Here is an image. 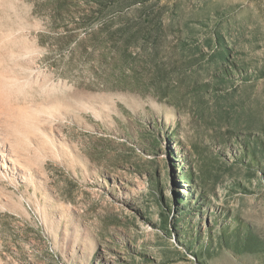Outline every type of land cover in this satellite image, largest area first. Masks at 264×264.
I'll return each mask as SVG.
<instances>
[{"label": "rangeland", "instance_id": "1", "mask_svg": "<svg viewBox=\"0 0 264 264\" xmlns=\"http://www.w3.org/2000/svg\"><path fill=\"white\" fill-rule=\"evenodd\" d=\"M6 51L0 264H264V0H0Z\"/></svg>", "mask_w": 264, "mask_h": 264}, {"label": "bare ground", "instance_id": "2", "mask_svg": "<svg viewBox=\"0 0 264 264\" xmlns=\"http://www.w3.org/2000/svg\"><path fill=\"white\" fill-rule=\"evenodd\" d=\"M3 44H4V42H3ZM4 48V47H3ZM10 48V47H9ZM3 50V49H2ZM8 52H9V50H8ZM10 53V52H9ZM9 53H7V51L6 52H4V54H2L1 56H0V114L2 113V110H3V108H4V103L6 102H4V99H5V95H3L2 93H1V91L2 90H10V91H13V88H14V85H16L17 83L19 84L17 87H18V90H17V88H16V90H17V92L18 91H20L19 90V86H20V88H21V90H22V87H21V85H20V82L18 81V79H17V81L13 78V76L12 77H10L9 75H7V71H8V69H4L3 68V64H5V57L7 58V55L9 54ZM16 54V53H15ZM15 54H12V55H14L15 56ZM15 58V57H14ZM20 60V59H19ZM17 66V65H16ZM26 70H27V68H26ZM30 70V69H29ZM11 71V70H10ZM11 74V73H10ZM12 75V74H11ZM22 79V78H21ZM24 86H25V84H24ZM30 86V85H29ZM28 86V87H29ZM30 89V88H29ZM9 91V92H10ZM23 91V90H22ZM54 91V90H53ZM14 92H16V91H14ZM21 92V91H20ZM10 94V93H9ZM4 96V97H3ZM12 96V95H11ZM75 96V95H74ZM8 96H6V98H7ZM4 98V99H3ZM5 100H7V99H5ZM10 100V99H9ZM4 102V103H3ZM9 103V102H8ZM4 104V105H3ZM1 135V134H0ZM5 135H8V134H5ZM6 138H7V136H6ZM10 138V137H9ZM8 139V138H7ZM9 141V140H8ZM18 142V141H17ZM16 142V143H17ZM16 143H9V142H7V140L5 141L4 139H2L1 138V136H0V149H1V151H6V150H8L7 149V146L6 145H8L9 146V148H10V158H9V162L10 163H12L13 165H15V166H17L21 171H23L24 172V170L26 171L27 170V168L25 169V165L22 163V158H21V156L19 155V151L16 149ZM40 144V143H39ZM18 148V147H17ZM8 152V151H7ZM1 156V155H0Z\"/></svg>", "mask_w": 264, "mask_h": 264}]
</instances>
